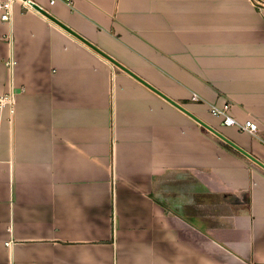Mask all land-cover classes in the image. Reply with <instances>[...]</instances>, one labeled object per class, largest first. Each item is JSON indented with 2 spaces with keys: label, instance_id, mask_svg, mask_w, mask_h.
<instances>
[{
  "label": "crops",
  "instance_id": "1",
  "mask_svg": "<svg viewBox=\"0 0 264 264\" xmlns=\"http://www.w3.org/2000/svg\"><path fill=\"white\" fill-rule=\"evenodd\" d=\"M47 8L147 84L20 2L0 15V264H264V166L150 87L264 164V0Z\"/></svg>",
  "mask_w": 264,
  "mask_h": 264
},
{
  "label": "built area",
  "instance_id": "2",
  "mask_svg": "<svg viewBox=\"0 0 264 264\" xmlns=\"http://www.w3.org/2000/svg\"><path fill=\"white\" fill-rule=\"evenodd\" d=\"M57 1L59 0H0V15L3 20H10L15 2H20L28 11H35L43 14L37 8L48 11L47 7L55 4ZM64 1L69 3L71 2V0ZM192 99L198 101L199 96L197 94H193ZM11 103V98L7 96H0V107L7 106ZM210 111L213 115L221 117L226 125H235L241 130L251 134H257L259 131L258 123L255 120L248 119L244 122L237 120L232 114V106L229 103H223L221 105L212 104L210 106Z\"/></svg>",
  "mask_w": 264,
  "mask_h": 264
},
{
  "label": "water",
  "instance_id": "3",
  "mask_svg": "<svg viewBox=\"0 0 264 264\" xmlns=\"http://www.w3.org/2000/svg\"><path fill=\"white\" fill-rule=\"evenodd\" d=\"M41 13H43L44 15H46L47 17H49L50 19H52L54 22H56L57 24H59L60 26H62L63 28H65L67 31H69L70 33L74 34L75 36H77L78 38H80L82 41H84L85 43H87L89 46H91L93 49H95L97 52H99L100 54H102L103 56H105L106 58H108L111 62H113L115 65L119 66L120 68H122L123 70L129 72L130 74L134 75L135 77H137L139 80L143 81L144 83L147 84V82H145L143 79H141L138 75L134 74L129 68H127L126 66H124L123 64H121L119 61H117L115 58H113L112 56L108 55L107 53H105L103 50H101L100 48H98L95 44L91 43L89 40H87L86 38H84L83 36L79 35L77 32L73 31L71 28H69L68 26H66L64 23L60 22L57 18H55L54 16H52L48 11H45L44 9L41 8H37ZM149 85V84H148ZM150 86V85H149ZM151 88H153L156 92H158L159 94H161L162 96H164L165 98H167L170 102H172L174 105H176L177 107L181 108L182 110L186 111L188 114H190L192 117H194L195 119H197L199 122H201L204 126H206L207 128H209L210 130H212L213 132H215L218 136H220L222 139L226 140L228 143H230L231 145H233L235 148H237L238 150H240L242 153H244L245 155H247L248 157L252 158L253 160H255L257 163H259L260 165L264 166L263 163H261L258 159H256L255 157H253L251 154H249L247 151L243 150L242 148H240L239 146H237L236 144H234L233 142H231L230 140H228L225 136H223L222 134H220L219 132H217L216 130H214L211 126H209L208 124H206L205 122L201 121L199 118H197L195 115H193L191 112H189L184 106H182L181 104H178L176 101L172 100L171 98H169L168 96H166L165 94H163L161 91L157 90L156 88H154L153 86H150Z\"/></svg>",
  "mask_w": 264,
  "mask_h": 264
}]
</instances>
